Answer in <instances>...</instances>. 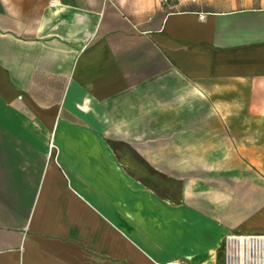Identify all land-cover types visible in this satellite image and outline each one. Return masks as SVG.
<instances>
[{
    "label": "crops",
    "instance_id": "obj_1",
    "mask_svg": "<svg viewBox=\"0 0 264 264\" xmlns=\"http://www.w3.org/2000/svg\"><path fill=\"white\" fill-rule=\"evenodd\" d=\"M27 1L0 0V264H220L264 234V0ZM211 162L243 171L222 201L187 179Z\"/></svg>",
    "mask_w": 264,
    "mask_h": 264
},
{
    "label": "rangeland",
    "instance_id": "obj_2",
    "mask_svg": "<svg viewBox=\"0 0 264 264\" xmlns=\"http://www.w3.org/2000/svg\"><path fill=\"white\" fill-rule=\"evenodd\" d=\"M46 3H50V2H45L42 0H28L27 1V6H28V22H35L36 19L39 17L41 10L43 8V6ZM16 3L12 2V5L14 6ZM17 4H19V2H17ZM38 16V17H37ZM218 164L220 163V169L219 171H215V170H200V171H195V170H189V176H188V180H189V186L192 188H196V187H206L207 185H213L214 187H219V195H220V199L225 200V198H227L228 194H229V190L230 188H232L233 186H235L236 184L240 183L239 181H237V178L242 177V173L243 171H236L235 174L233 172V169H231L232 171L230 172L227 168L229 165L230 168V164L232 162H211L210 164ZM252 173H247L246 176L249 177L250 179L252 178L253 180L256 179L254 177V172L255 175H259V169L264 170V162H252ZM190 173L192 174V176L190 175ZM194 173V175H193ZM199 174L198 176L195 175ZM236 175V176H235Z\"/></svg>",
    "mask_w": 264,
    "mask_h": 264
},
{
    "label": "built area",
    "instance_id": "obj_3",
    "mask_svg": "<svg viewBox=\"0 0 264 264\" xmlns=\"http://www.w3.org/2000/svg\"><path fill=\"white\" fill-rule=\"evenodd\" d=\"M223 258L220 264H264V234L228 235L225 239Z\"/></svg>",
    "mask_w": 264,
    "mask_h": 264
}]
</instances>
